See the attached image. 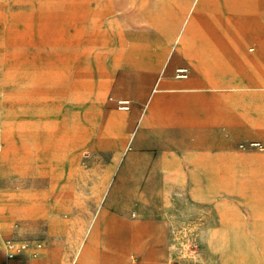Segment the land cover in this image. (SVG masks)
Listing matches in <instances>:
<instances>
[{
  "label": "rangeland",
  "instance_id": "obj_1",
  "mask_svg": "<svg viewBox=\"0 0 264 264\" xmlns=\"http://www.w3.org/2000/svg\"><path fill=\"white\" fill-rule=\"evenodd\" d=\"M252 143L264 0H0V264H264Z\"/></svg>",
  "mask_w": 264,
  "mask_h": 264
},
{
  "label": "crops",
  "instance_id": "obj_2",
  "mask_svg": "<svg viewBox=\"0 0 264 264\" xmlns=\"http://www.w3.org/2000/svg\"><path fill=\"white\" fill-rule=\"evenodd\" d=\"M176 56H178V57H181V56H188V57H191V56H189V55H187L186 53H184L183 51H177L176 52ZM200 56H202V55H200L199 54V57L197 58H195L196 60L195 61H197V69L198 70H201L202 69V66H203V63H201L200 61ZM192 58V57H191ZM180 60H182V59H180ZM179 60V61H180ZM178 61V62H179ZM178 62H176V63H178ZM175 64V63H174ZM180 67H187V66H180ZM180 67H178V68H180ZM177 68V69H178ZM180 80V79H179ZM192 81H190V82H187V83H184V84H182V85H180V86H178V88L177 89H188V88H190L191 87V85H192ZM160 96L159 95H156L153 99H152V101L150 102V110H154L156 107H157V105H158V103L160 102V98H159ZM125 100V99H124ZM121 120H122V122L125 124V122H126V120H127V116L126 115H124V116H121ZM147 119H145L144 120V123H146L147 121H146ZM197 121L196 120H193L192 118H185V117H181V118H177V119H162V120H157L156 121V124H159L160 126H162V128L164 129V128H166V129H168L169 127H172V126H175V125H185V124H189V123H196ZM169 126V127H168ZM181 130V129H180ZM179 174V173H178ZM178 174H174V175H168L167 174V177H170V178H168V180L171 182L172 180V178L171 177H174V176H177ZM183 176V175H182ZM39 260V259H38Z\"/></svg>",
  "mask_w": 264,
  "mask_h": 264
},
{
  "label": "bare ground",
  "instance_id": "obj_3",
  "mask_svg": "<svg viewBox=\"0 0 264 264\" xmlns=\"http://www.w3.org/2000/svg\"><path fill=\"white\" fill-rule=\"evenodd\" d=\"M17 35V34H16ZM181 43H182V45H183V47H182V49H181V51H183L184 53H186L187 55H189V56H191L193 59H195V56H192V54L189 52V48H190V42H189V39L188 38H186V37H182L181 38ZM179 52V51H178ZM196 60V59H195ZM201 62V61H200ZM201 63H203V62H201ZM259 128L261 129V130H263V125H260L259 126ZM260 130V131H261ZM174 177H177V178H175V179H171L172 181V183H179L181 180H182V174H178L177 176H174ZM90 233H91V235L92 236H94L93 238H92V240L93 241H95L94 239H95V237H97L98 236V227H97V225L96 224H94L93 226H92V228H91V230H90ZM104 245V244H103ZM85 250V249H84ZM37 257H32V256H29V255H24V256H22V257H19V258H17V259H15L14 260V262L12 261V263L14 264V263H18L19 261H22V262H33L34 264H36V261L40 258V256H41V252H38L37 254Z\"/></svg>",
  "mask_w": 264,
  "mask_h": 264
},
{
  "label": "built area",
  "instance_id": "obj_4",
  "mask_svg": "<svg viewBox=\"0 0 264 264\" xmlns=\"http://www.w3.org/2000/svg\"><path fill=\"white\" fill-rule=\"evenodd\" d=\"M189 73H190V70L188 67H180V68L176 69L175 75H176L177 79L183 80V79L188 78ZM118 104H119V108L121 110L127 111V110H130V108H131V103L129 100H120ZM251 145L260 147L264 150V147L262 146L261 143H252ZM22 249H24V247H18L17 251L21 252ZM16 257H18V253H11L8 256L9 259H15ZM5 264H10V263H5Z\"/></svg>",
  "mask_w": 264,
  "mask_h": 264
}]
</instances>
